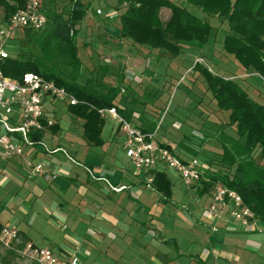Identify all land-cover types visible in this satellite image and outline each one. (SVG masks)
Listing matches in <instances>:
<instances>
[{
	"label": "trees",
	"instance_id": "obj_1",
	"mask_svg": "<svg viewBox=\"0 0 264 264\" xmlns=\"http://www.w3.org/2000/svg\"><path fill=\"white\" fill-rule=\"evenodd\" d=\"M40 1L47 17L45 26L39 30L20 29L9 40L10 56L0 63V70L4 75L18 80L22 79L24 73H36L71 92L79 102L66 105V112L81 121L85 140L100 147L104 144L102 131L105 118L100 115L99 109L116 107L125 118L133 120L134 117L132 108L118 103L122 98L118 87L122 77L116 85L106 86L82 74V60L76 38L79 26L90 8L89 2ZM116 1L125 4L123 11L114 17L119 19L118 36L134 45L167 51L171 57L179 56L184 47L204 51L201 53L206 55L205 50L207 52L210 48L213 25L204 20L201 14L220 18L225 24L222 50L231 54L242 68L264 77V0H184L185 5L176 0ZM22 4V0H0L4 18L7 19ZM163 8L170 11L166 20L160 18ZM25 40L30 45L20 43ZM32 45L36 47L35 50ZM193 68L202 75L218 108L229 112L226 125L235 126L236 137L223 130L218 134L219 160L213 164L210 161L208 163L210 179L236 191L256 218L264 222V103L250 97L247 90L231 77L212 74L199 62H195ZM107 69L104 67L105 73ZM131 102L135 104L134 99ZM139 118L140 114L134 118V123ZM135 125L143 131L156 128L154 123L150 128L141 123ZM60 129L57 117L56 123L45 132L33 133L32 138L40 140L46 132L55 134ZM160 143L173 151L170 144ZM152 172L154 190L165 199L170 198L171 182L166 173L160 169ZM210 185L211 182L205 183L199 194L207 191ZM20 239L19 247H22L27 241L21 236Z\"/></svg>",
	"mask_w": 264,
	"mask_h": 264
},
{
	"label": "rangeland",
	"instance_id": "obj_2",
	"mask_svg": "<svg viewBox=\"0 0 264 264\" xmlns=\"http://www.w3.org/2000/svg\"><path fill=\"white\" fill-rule=\"evenodd\" d=\"M83 1L90 3V8L79 26V34L76 38L82 60L83 76L90 77L97 84L106 86L116 85L118 79L122 77L118 85L122 98L118 103L132 108L134 117H139L140 114L139 121L135 123L145 124L149 128L153 123L156 126L159 124L155 139L170 144L174 153L182 158L197 157L203 164H208L209 161L212 164L216 163L220 153L218 134L223 130L224 133L236 137L235 126L226 125L229 112L218 108L211 92L206 88L202 75L193 68L195 62L207 67L212 74L224 78L231 77L247 90L250 97L264 103V77L259 74H248L241 79L240 75L245 74L246 71L238 65L231 54L225 52V55H222L221 40L225 27L223 21L216 16L201 14L204 20L210 21L213 25L208 53L205 50V53L211 56L207 57L202 54L203 51L184 47L179 56L171 57L172 55L167 51L134 45L129 40L118 36V17L110 19L104 12L115 11L120 14L125 4H120L116 0ZM176 1L185 5L184 0ZM97 9H101L103 13H96ZM169 15L168 9H161L160 18L162 20H166ZM18 32L19 30H16V34ZM20 43L25 46L30 45L28 40ZM32 48L36 49L33 45ZM22 49L25 50V48ZM104 67L108 68L107 73L104 72ZM131 99H134L135 104L131 102ZM56 108L59 112L56 118L58 117L61 129L55 134L46 132L50 134H46L43 143L48 149L59 146L69 153L73 161L61 151L54 153V156L60 157L62 166H75L76 162H84L86 157L82 150L89 151V157L92 155L100 157L111 167L113 165L118 167L128 162L121 146L122 136H117V132H112L116 128V122L112 118L105 117L102 132L105 144L96 147L87 143L83 137L79 119L70 116L65 106ZM134 117L133 120H135ZM82 141L87 144L77 149L75 154H71V144L79 145ZM164 171L172 183V197L167 203L158 202L153 207L152 213L157 216L156 225L161 229V231L154 232L157 235L152 238L153 246L157 244L159 249L175 256L178 249L174 248L170 242L160 243L159 235L165 238H176L179 250L183 252L186 250L180 235L190 238L192 235L195 236L196 229H199L197 237L224 234L240 238V246H245L247 239L253 235L234 233L235 228L232 229L233 232L232 230L221 232L220 220L214 221L204 215L209 199L183 184L173 169L165 168ZM212 226H215L216 230H212ZM236 227L239 228L238 225ZM259 230H264V227L261 225ZM147 231L145 227L137 228L136 232H139V235L132 234L131 237L127 236L126 240L134 243L136 237L143 245H146L143 240L144 234L151 235ZM38 244L41 245L40 242ZM134 246L132 244L130 249L133 254H136L139 249L136 250ZM147 249L151 248L147 247ZM261 250H264V247ZM240 251V249L236 250L239 254ZM145 255L146 252H143V256ZM178 260L180 264H186L188 261L180 256ZM105 261L107 264L126 263L123 260L111 258ZM0 264L38 263L16 250L0 245Z\"/></svg>",
	"mask_w": 264,
	"mask_h": 264
},
{
	"label": "crops",
	"instance_id": "obj_3",
	"mask_svg": "<svg viewBox=\"0 0 264 264\" xmlns=\"http://www.w3.org/2000/svg\"><path fill=\"white\" fill-rule=\"evenodd\" d=\"M207 53V57L211 56ZM222 55H225L223 50ZM244 70L246 73L240 75L241 79L248 74H258L250 69ZM143 126L146 127L145 124ZM113 131L120 135L117 126ZM46 134L50 133H45L43 140ZM82 142L71 144L70 153L75 154L77 149L89 143ZM82 151L85 161L66 167L62 166L59 156L29 147L24 148L23 156L0 159V223L15 226L22 239L49 247L57 257L65 260L77 258L81 264H107L105 260L108 258L123 260L125 264H180L179 256L188 260L186 264H264V250H261L264 234H259L264 233V230H259L261 225L264 227L262 222H258L260 227L253 228L229 218L220 220L223 233L235 228L236 232H231L253 235L244 247L240 246V238L229 235L197 237L199 229L190 238L180 235L186 250L183 252L179 250L176 238L159 235L160 243L170 242L178 249L175 256L162 251L157 244L153 246L152 238L157 235L154 232L161 229L156 225L157 216L152 210L156 203L169 201L172 189L170 198L165 199L147 187L146 173L135 172L129 159L128 164L111 167L100 157H89V151ZM25 159L45 161L49 170L56 172L58 177L47 180L42 176H29ZM205 183L208 182L194 183L190 187L199 194ZM116 186L123 188L119 191L112 189ZM200 195L206 196L210 202L211 185ZM143 227L151 234H144L146 245L135 236L134 243L126 240L132 234L139 235L136 229ZM132 244L136 250L139 249L136 254L131 252ZM238 249L240 254L236 252ZM143 252H146L145 256Z\"/></svg>",
	"mask_w": 264,
	"mask_h": 264
},
{
	"label": "built area",
	"instance_id": "obj_4",
	"mask_svg": "<svg viewBox=\"0 0 264 264\" xmlns=\"http://www.w3.org/2000/svg\"><path fill=\"white\" fill-rule=\"evenodd\" d=\"M22 3V7L7 19L0 9V63L10 56L9 40L16 34V30H39L47 22L40 0H22ZM96 12L103 13L101 9ZM104 14L110 19L117 16L115 11ZM78 102L71 92L39 74L27 72L18 80L4 75L0 70V159L23 156L24 148L29 147L40 149L47 154L61 151L73 161L65 149L59 146L48 149L43 143V138L34 140L32 134L45 132L56 123V115L59 113L57 106L75 105ZM99 113L102 117H110L116 122L117 130L122 136L121 146L125 155L135 172L146 173L145 182L148 188L154 189L151 173L161 167L173 169L188 187L201 181L211 182L206 216L214 221L229 218L245 227L257 228L258 219L244 204L241 196L221 182L211 181L208 164L201 163L197 157L182 158L155 139L159 124L153 131H143L133 120L122 116L116 107L101 108ZM25 165L31 177L42 176L47 180L58 177L56 172L49 170L43 160L25 159ZM122 188L123 186H116L112 189L119 191ZM211 229L216 230L215 226ZM0 243L38 264H81L77 258H59L49 247L37 246L30 241L19 247V230L13 225H2Z\"/></svg>",
	"mask_w": 264,
	"mask_h": 264
}]
</instances>
